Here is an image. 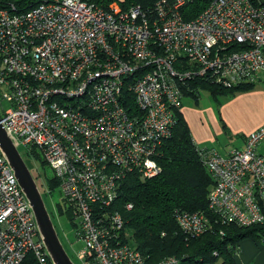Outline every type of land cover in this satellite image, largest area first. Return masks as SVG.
I'll return each mask as SVG.
<instances>
[{
  "label": "built area",
  "instance_id": "built-area-1",
  "mask_svg": "<svg viewBox=\"0 0 264 264\" xmlns=\"http://www.w3.org/2000/svg\"><path fill=\"white\" fill-rule=\"evenodd\" d=\"M189 1H164L154 20L140 15V8L123 9L117 2L103 8L84 0H46L26 11L0 9L1 124L19 151L28 145L45 149L68 205L78 209L79 202L91 209L89 191L109 225L112 217L104 206L115 201L127 174L160 172L153 157L172 134L188 79L232 88L264 72V7L254 8L249 0H216L198 19L186 21L180 8ZM129 93L137 106L132 113L122 101ZM92 124L102 138L87 154L88 146L94 147ZM245 141V148H234L242 159L232 151L224 157L200 148L199 155L215 180L209 210L225 222L252 219L250 225L263 219L258 216L264 172H250L248 165L255 169L264 126ZM20 211L25 218H17ZM205 217L181 213L178 221L189 233L195 223L206 224ZM117 223L123 229L122 218ZM82 226V261L147 264L136 245L111 249L89 216ZM16 228L26 234L12 246L6 236ZM38 234L42 239L32 206L0 148V264H24L32 250L40 264H52L46 245L34 240ZM93 255L94 263L88 260ZM179 263L169 258L159 264Z\"/></svg>",
  "mask_w": 264,
  "mask_h": 264
},
{
  "label": "trees",
  "instance_id": "trees-1",
  "mask_svg": "<svg viewBox=\"0 0 264 264\" xmlns=\"http://www.w3.org/2000/svg\"><path fill=\"white\" fill-rule=\"evenodd\" d=\"M43 1L46 0H0V9L10 10L14 6L17 10L26 11ZM84 1L104 8H108L114 2H123L121 3L123 8L140 5L154 20L158 18L156 6L161 0ZM211 2V0H201L200 2L192 0L182 10L183 17L187 21L195 20L202 11L193 16H187V11L196 12L198 10L199 12L204 6H206L205 9L209 7ZM256 5L264 7V4L260 5L258 2ZM256 81L245 82L226 89L208 80L195 77L188 79L182 89L185 95L195 94L200 89H205L210 91L216 99L224 94L232 96L237 92L252 91L256 88ZM122 101L125 103L127 111L132 113L137 109L133 94L129 93L128 98L123 97ZM175 120L176 125L172 134L158 146L153 157V160L158 161L161 166L160 175L145 181L136 176H129L124 183L122 189L125 196L122 198V204L134 206L131 211L123 213L126 226L134 235L137 248L147 258V264H156L167 256H176L168 255L173 253H178L177 257L183 261L182 264L213 262L216 260L214 255L216 252L221 257L222 264H243L242 257L236 256L238 249L241 248L245 251L246 246L250 244L256 250H262L260 244L264 239V215L259 224L249 227L236 225L224 227L221 223L216 224L212 231L192 240L184 235L176 222L175 211L202 212L209 215L211 221L214 220V222L217 217L222 219L209 210V193L215 180L201 160L199 147L193 141L189 125L180 111L175 112ZM37 148L39 147L28 145L24 149H27L26 153L31 159L39 160L43 165L41 168L45 169L44 162L41 158L39 159ZM20 151L31 171L34 170L30 159H27L24 151ZM204 151L206 152V150ZM34 177L38 179L36 175ZM42 177L50 190L49 193L43 194L45 202L47 199L50 206L55 207L57 213H65L70 218L71 211H65L63 203L55 200L56 197H59L57 190L60 180L55 176L47 177L45 174H42ZM48 209L51 212L50 207ZM259 212L260 214L264 213V201L261 200H259ZM219 228H223L225 235H220ZM163 234L166 236L163 237ZM174 244L180 250L163 251L168 250ZM24 264H35V261L30 256L27 257Z\"/></svg>",
  "mask_w": 264,
  "mask_h": 264
},
{
  "label": "rangeland",
  "instance_id": "rangeland-1",
  "mask_svg": "<svg viewBox=\"0 0 264 264\" xmlns=\"http://www.w3.org/2000/svg\"><path fill=\"white\" fill-rule=\"evenodd\" d=\"M164 1H167L169 4H174V3L177 2V0H161L160 2H158L157 6H156V10H157L158 6L161 3H163ZM200 1L201 0H195V2H200ZM211 1L212 2L210 3L209 7H207L205 9L206 6H204L199 12H198V10L196 12L187 11V16H193V15H195L197 13H200L202 11V13L196 18V19H198L201 15H203L215 3L216 0H211ZM249 1H250V3L252 4V6L254 8L259 7L258 5H256V2H258L260 5L264 4V0H249ZM190 2H192V0H190L188 3H190ZM117 3H119L120 6H121V3H123V2H117ZM188 3L185 4V5H182V7L180 8V12H181L182 17H183L182 10L188 5ZM99 7H101V6H99ZM131 8H140L143 11V13H144V14H140V15L144 16V18H145V15H146V17L150 18V16L147 13V11H144V9L140 5H135V6L131 5V6H127V8H123V9L129 10ZM144 22H145V20H144ZM259 77H260L261 81H259L257 83V85H258L257 87L264 88V72L260 73ZM254 90H255V88L252 91H254ZM252 91H250V92H252ZM240 93L241 92H237L235 95L240 94ZM221 96L222 95H220L219 97H221ZM191 99H192L191 97H185L183 101L185 102V104H190L191 103ZM225 99L226 98H224L223 100L225 101ZM210 106H216V102L214 101V97L210 93V91L204 90L201 93L200 109L202 111H205ZM219 109L220 108H217V110H219ZM0 118H1V116H0ZM100 119L101 118H99V120ZM218 119H219L220 124L222 125V128L224 129L225 121L222 118H220V117H218ZM99 120L97 122H99ZM97 122H95V123H97ZM207 123H211V119L208 118ZM211 127H213V124H211ZM261 127H259V128H261ZM259 128H257V129H259ZM90 130H91V135H90L89 138H93V142H94L93 146L94 147L88 146L87 154H91L93 149H95V146H96V148H98V145H99V143L101 141V138H102L101 137L102 135L101 136L98 135V131H99L98 127H93V124H92L90 126ZM215 136H216L217 139H220V138L221 139H225V138H227V134L219 135L218 133H215ZM71 138L73 140H75L74 142H78V141H76L74 136H72ZM199 148L202 149V150L216 151V152L220 153L218 150L211 149L209 147L201 146ZM21 150L24 151L27 159H30L29 161L31 163L32 168H35L31 172H32V174L34 173V175H36L37 178H38V179H36L34 177L36 179V181H37V184H38V186L40 188V191H41L42 195L44 193H49L50 192L48 186H46L45 183H44L45 181H44V178L42 177V174L47 175V177H49V176H53L54 177L55 176L56 178H58L60 180V185H59V188L57 190L59 197H56L55 200L56 201H60V202L63 203L65 211H69V210L71 211L70 218L65 213H57L56 210H55V207L54 206L51 207L47 199H46V203H47L48 207H50V211L51 212H49V213H50L51 217L53 218L52 220L54 222L55 228H56L57 233L59 235L60 241L64 245L67 253L69 254L70 258L72 259V261L75 264H84L83 263L84 260L82 261L78 257V252L82 251V249L84 248V243H83L82 240H80V238H81L80 231L82 230V228H83L82 225L84 224V222H86V219L88 218V216L91 218V222L92 223L96 224L98 227L101 228V230H103L105 232V239H103V241H105L107 244H109L111 249L114 248V247L123 245V244H127V243H129L131 245H136L137 242L135 241V238H134V235L132 234V232L126 226L127 225L126 222H125L126 219H125V216L123 214L124 211H131L134 208V206L132 204H126L124 206L122 204V198L125 196L124 195V190L122 188L124 186V183H125L126 179L129 176H136V177H139L140 180L145 181V180L152 179V178H155L156 176L160 175L161 166H160L158 161H155L157 163V165L160 167V172L157 169V171H158L157 175H154L152 177H148V176L142 175L139 172V170H136L134 172H131V173L127 174V176L125 177V179L121 183V189H120L119 195L116 197L115 201H113V203L110 206H104V211L107 212L112 217V223L109 225L106 222V218L103 217L104 213H103V209H102V204L95 203L93 201L94 197H95V194H92L89 191H88V198H90L91 200L88 201L86 199V202L89 205V207H91V209L90 208L89 209H83L80 205H78L79 202L76 203V207H78V209L77 208H73L71 205H68L67 200L63 197V194L61 193L62 192L61 189H60V187H61V179L56 174V171L53 168V166L51 165V163L49 161H47L45 149H43V148H37L36 149V150H38V153H39V159L41 158V160L44 162L45 169L41 168V167H43V165H42V163L39 160L35 161V160H33V159H31L29 157V155L26 153L27 149L21 148ZM93 155H94V153H92L91 156H93ZM220 155L226 157L228 155V153H226V154L220 153ZM232 155L234 156V158H237V159L241 158L242 159V154H240V152H238L236 149L232 150ZM262 164L264 165V156L261 153L258 152V154L255 155V157L253 158V165H254L255 169L250 168L249 165H248V168L250 169V172H253V173H258L259 172V173H261V172H264V167L262 166ZM100 191L105 196H107V194H108L107 192H105L104 190H100ZM99 197H100L99 195L96 196L97 201L99 200ZM129 205H132V209L128 208ZM100 206H101V208L99 209L100 210L99 211L98 208ZM48 211H49V209H48ZM181 213H189V214L200 213V214H204L206 216L205 218L207 219V222L202 227H199L198 224L195 223L194 226L189 230V233H187L181 228V226L179 224V221H178V217H179V215ZM174 215H175V219H176V222H177L180 230L184 233L185 236H187V238H190V240H192L193 238H196V237H201L204 234H207L208 232H210V231H212L214 229V226L216 224H219V223H221V225L224 226V227H229L231 225H236L238 227H249V226H253L255 224H259L260 223L259 222V223H254V224L248 225L252 221V219H249L245 223L237 221L236 219H231V221L225 222L224 220H220L219 217H217V220L214 222V220L211 221V219L209 218V215H206L205 213H202V212L191 213V212H187V211H175ZM263 215H264V213H261V214H259L258 217H260L262 219ZM117 216H121V218L123 220V226L124 227L121 230H118L119 224L117 223L118 220L121 222V218H117ZM17 218L18 219L25 218V213L20 211V213L17 214ZM116 218H117V220H116ZM219 229L221 230L220 231L221 232L220 235H225L223 233L224 232L223 228H219ZM126 231L129 232L130 235H127ZM25 234H26V230L24 228H20V229L16 228V229H14L12 236L10 234L6 236L7 237V243H11V245L13 246L14 243H12V242H13V240H15L16 244H19ZM162 236L164 237L166 235L163 234ZM34 237H35V239H34L35 241H40L45 246V244H44L43 240L40 238L39 234L34 236ZM262 241L263 242L260 245H261V248L263 249L264 248V239ZM136 247H137V245H136ZM174 249H179L180 250V248L176 244H174L168 250H163V251L170 252V250H174ZM45 251H46V259H47V261L52 263V264H54L53 263L54 261L52 262L48 251L47 250H45ZM216 253H217V255H216V260L215 261H213V262L202 261V262H198L197 264H208V263L222 264L223 261H222L221 257L219 256L218 252H216ZM240 253H241V248L237 250L236 256L240 257ZM168 255H176V256H167V257L163 258L162 260H159L156 264H159V263H161L163 261H166L169 258H174V259L178 260L180 262L179 264L183 263V261L180 260L179 257H177L178 253H173V254H168ZM30 256L34 259L35 264H40L35 250H32V251H30L28 253L27 257L29 258ZM142 256H143V254H142ZM184 257H188V256H184ZM184 257H181V258H184ZM144 258L147 261V258L146 257H144ZM94 259H95V255H93L92 257H88V260L92 261L93 263H94ZM84 262H86V261H84ZM86 263H88V262H86Z\"/></svg>",
  "mask_w": 264,
  "mask_h": 264
},
{
  "label": "crops",
  "instance_id": "crops-1",
  "mask_svg": "<svg viewBox=\"0 0 264 264\" xmlns=\"http://www.w3.org/2000/svg\"><path fill=\"white\" fill-rule=\"evenodd\" d=\"M247 72L248 70H245L241 75H246ZM237 78L235 76L230 82ZM256 80L254 91L241 92L232 96L224 94L221 97L214 98L216 106H210L205 111L200 109L201 93L205 89H200L195 94L185 95L181 88L182 98L178 111L183 114L187 121L197 147H209L218 150L222 154H229L234 148H245L247 136L264 125V88L257 87V83L261 80L258 78ZM242 83L237 85L239 86ZM185 97L192 98L190 104H185L183 101ZM224 98H226L225 101ZM217 108L220 109L217 110ZM217 116L225 121L224 129ZM208 118L211 119V123H207ZM211 124H213V127H211ZM215 133L219 135L227 134V138L217 139ZM258 152L264 156V141L258 145ZM241 257L243 264H264V248L259 251L248 244L245 251L241 250L239 258Z\"/></svg>",
  "mask_w": 264,
  "mask_h": 264
},
{
  "label": "water",
  "instance_id": "water-1",
  "mask_svg": "<svg viewBox=\"0 0 264 264\" xmlns=\"http://www.w3.org/2000/svg\"><path fill=\"white\" fill-rule=\"evenodd\" d=\"M0 148L12 167L24 195L32 206L38 230L46 245L47 251L55 264H75L60 241L52 217L48 211L44 197L36 179L24 160L21 152L10 139L1 124L0 118Z\"/></svg>",
  "mask_w": 264,
  "mask_h": 264
},
{
  "label": "bare ground",
  "instance_id": "bare-ground-1",
  "mask_svg": "<svg viewBox=\"0 0 264 264\" xmlns=\"http://www.w3.org/2000/svg\"><path fill=\"white\" fill-rule=\"evenodd\" d=\"M4 127V126H3ZM6 130V129H5ZM7 131V130H6ZM8 133V132H7ZM9 135V134H8ZM10 137V136H9ZM11 139V138H10ZM13 142V141H12ZM15 145V144H14ZM16 146V145H15ZM18 149V148H17Z\"/></svg>",
  "mask_w": 264,
  "mask_h": 264
}]
</instances>
